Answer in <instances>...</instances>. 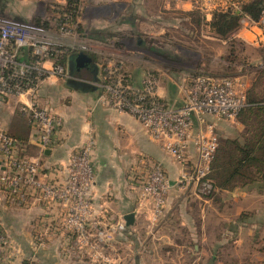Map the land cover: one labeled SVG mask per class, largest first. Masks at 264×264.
<instances>
[{
    "label": "built area",
    "instance_id": "1",
    "mask_svg": "<svg viewBox=\"0 0 264 264\" xmlns=\"http://www.w3.org/2000/svg\"><path fill=\"white\" fill-rule=\"evenodd\" d=\"M190 2L193 8L201 6L210 13L230 6L239 10L234 0ZM42 8L44 13L36 22L0 12V103H15L39 138L38 154L30 155L29 142L0 127V156L6 167L0 173V187L12 203L28 205L29 200H35L61 207L63 213L55 219L45 218L47 228H39L37 235L62 230L67 244L76 249L90 248V255L101 263L127 264L129 258L122 254L117 242V235L126 229V220L121 216L111 218L106 212L97 213L93 205L96 125L90 124L85 142L71 154L63 181L50 179L45 170L43 154L59 145L64 123L61 115L39 102L45 81L52 77L72 78L68 65L59 61L64 55L78 51L97 53L99 76L94 83L99 103L136 117L161 149L183 165L176 179L169 178L159 163L149 170L141 190V196L153 202L146 217L147 231L163 216L172 188L191 186L199 197L208 195L205 186L209 181L205 184L204 178L218 147L215 124L209 117L235 119L247 105L246 85L239 76L199 75L188 89H183L186 102L177 108L168 107L159 98V77L153 70L145 72L136 83L129 70L115 67V55L91 49L89 38L75 29L76 10L71 2L54 0ZM256 26L260 30L259 43H263L264 12L258 23L249 28L253 31ZM257 66L264 68V57ZM190 144L194 146L196 161H191L187 154ZM39 238L36 240L43 245L44 240Z\"/></svg>",
    "mask_w": 264,
    "mask_h": 264
},
{
    "label": "crops",
    "instance_id": "2",
    "mask_svg": "<svg viewBox=\"0 0 264 264\" xmlns=\"http://www.w3.org/2000/svg\"><path fill=\"white\" fill-rule=\"evenodd\" d=\"M18 2L25 4L27 1L0 0V12H7L10 15L13 12L15 18L30 19L23 18L16 12L23 9ZM131 5L132 16L123 19L122 22L123 25L130 27H134L140 20H147L150 24L162 23L164 28L171 27V24L163 23L166 15H171L170 11H176L182 20V17L187 15L185 12L192 9V4L188 0H177L176 3H172L171 0H133ZM135 13L140 17H136ZM164 28L161 31H165ZM174 28L181 27L174 26ZM88 53L92 56L95 52ZM140 69L141 67L137 71ZM151 70L159 77L160 100L168 107L182 106L184 98L177 88L179 85L177 80L166 79L162 70L155 68L150 62L148 66L142 68L139 79L145 72ZM98 76L99 72L94 73L87 68L85 77L54 78L52 82L49 80L40 92L39 102L61 115L64 121L59 145L43 154L42 162L47 173H50L49 178L63 181L71 154L85 142L90 124H95L93 205L98 212H106L109 217L115 219L120 216L125 219L127 213L134 212V223L126 224V229L117 235L120 245L118 247L129 249L127 264H253L248 258L250 249L242 247L237 237L239 235L249 239L253 231L256 237L257 230L250 229V226L255 227L251 222L256 216L248 217L250 212L246 210L250 211L249 207H241L233 211L231 209L227 213L228 216H220L218 211L212 209L209 217L206 219L205 216L203 219L200 212L202 197H199L193 188L191 190L172 188L167 195L163 216L154 222L147 235L142 236V233L145 234L141 225L142 219L148 217L153 207L150 198L141 196L143 182L149 170L155 163H159L169 178L176 179L183 165L161 149L160 144L146 132L136 117L99 103L98 88L94 83L98 80ZM219 77L226 76L219 75ZM175 78L179 80L180 74ZM183 89H181L182 93ZM0 127L16 138L29 142L30 155L38 154L37 131L19 112L15 103H0ZM189 147L188 156L191 161H196L193 144ZM5 169V160L0 156V173ZM236 195L245 197L247 193ZM230 200L223 198L226 202H231ZM5 202L12 203L0 187V204ZM37 203L33 207L26 205L17 210L21 212L23 219L20 232L22 237L19 239L23 249V259L26 260L34 250L27 237L35 235L32 220L37 221L45 212V218L50 219H55L63 213L61 207L56 204L48 205L42 201ZM2 209L5 219L17 217L14 209L5 210L4 207ZM40 212L42 213L39 215ZM221 217H225L227 221L234 217L236 222L226 224L228 227L220 230L218 225ZM209 234L212 238L208 237ZM233 239L237 244L230 243ZM49 247L51 248L48 253L37 252L35 264H90L88 260L75 256L73 252L66 253L67 255L61 253L60 250L62 252L65 250L61 244L55 243ZM232 248L238 250L236 256L231 254L229 249ZM255 264H264V258Z\"/></svg>",
    "mask_w": 264,
    "mask_h": 264
},
{
    "label": "rangeland",
    "instance_id": "3",
    "mask_svg": "<svg viewBox=\"0 0 264 264\" xmlns=\"http://www.w3.org/2000/svg\"><path fill=\"white\" fill-rule=\"evenodd\" d=\"M26 1L25 4L18 2L19 6L23 7V9H19L16 12L21 14L23 18H31L35 22L39 21L40 15L44 13L42 8L44 4L50 5L54 2V0ZM59 1L69 3L71 0ZM171 1L172 3L177 2V0ZM76 2L77 9L76 12H73L74 20H76L75 29L77 32L83 33V36L89 38L93 47L91 48L92 50L113 53L117 59L115 67L120 66L124 70H129L128 72L133 74L136 83L140 81L139 75L142 68L148 66V62H150L155 68L162 70L166 79L177 80V84H179L177 88L181 92L182 98H184V103L186 102V97L183 95L181 89H183L182 87L188 89L196 76L206 74H210L209 76L223 75L231 78L239 76L246 85L247 94V88L255 78L256 72L264 69L257 66V62L264 57V42L259 43V27L256 26L253 29L256 33L250 29L251 24H256L258 21L248 20L247 22H243L240 20V24L235 30L234 35H232L233 33L230 34L232 35L231 38L234 39L232 40L226 37H219L213 32L209 24L212 19V13L205 11L201 6H196L195 8L200 10V18H197L198 20L194 16H183L182 20H180V14H176V11H170L171 15L167 14L163 23L171 24V27L166 26L164 28L162 23L158 24L157 22L150 24L147 20H140L134 27H130L123 25L122 22L123 19L132 16L131 4L133 0H77ZM138 13H135L136 17H140V13ZM11 16H13V12ZM176 22L179 23L176 24ZM174 26L181 27L182 30H180L181 28L176 29ZM162 28L165 31H161ZM232 50H234V54ZM229 52H232L231 54L237 58L232 60ZM98 60L99 56L95 58V62ZM140 67L141 69L137 71ZM241 68L242 70H240ZM179 74L180 78L178 80L175 76ZM53 80L54 78L52 77L50 81L52 82ZM48 81L46 80L45 84ZM172 108H177V106ZM209 120L215 124V133L218 135V146H220L223 139L236 138L238 133L240 134L244 130L237 116L233 120L224 118L214 120L212 117H209ZM194 129L197 130V128ZM189 148L187 154L189 153ZM207 180L209 181L208 183L206 182ZM204 182L205 184L207 183L205 189L209 193L208 195L204 194L202 197L201 211H199L203 219H205V216L206 219L209 217L212 209L218 211L220 216H228L227 213L231 209L233 211L248 206L250 209V211L246 210L250 212L248 213V217L256 216L255 220L251 222V225L253 224L255 227L250 226V229L257 230L256 237L255 231H253V235L250 234L249 239L244 236L240 237L239 235L237 237L239 238V242L242 243V247L250 249L248 258H250L251 263L255 264L258 260L264 258V187L252 185V187H245V189L239 188L234 191H228L215 188L208 176H205ZM181 189L191 190L192 187L186 186ZM242 192H246L247 195L245 197H242V195H239V197L235 196V194ZM223 198H230L231 202L223 201ZM34 204L37 205V201L29 200V207L35 206ZM24 206L26 205H21L17 202L0 204V264H35L38 256L37 252L43 251L48 253L49 248H51L49 246L55 243L63 246L64 252L60 250L63 254L73 252L75 256L78 255L80 258L88 260L90 264H103L90 255V253L93 254L90 248L80 249L77 247L76 249L67 244V235L62 234V230L55 233L48 232L37 235L39 228H47L46 212L37 221L32 220L31 222L35 235L27 237L30 239L31 245L34 246V250L28 256V260L23 259V249L19 239L22 237L20 232L22 230L23 223L21 221L23 219L20 215L21 212L17 210L22 209ZM2 207L5 210L14 209L17 212V217L5 219ZM97 213L99 212L97 211ZM221 218L218 225L220 230L236 222L234 217L229 218V221L225 217ZM60 222L63 223L64 220H60ZM141 225L144 229L143 232L145 231V234L142 233V236H145L148 234L146 218L142 219ZM39 237L44 240L43 245H40V241L36 240ZM208 237L212 238L211 234ZM234 238L237 242V238L235 236ZM235 239L230 241V243L237 244L234 242ZM247 245L249 246L247 247ZM120 250L126 258H129L128 253L130 252L128 248L120 247ZM229 250L233 256H236L238 253L237 249L232 248ZM110 251L114 254L112 249Z\"/></svg>",
    "mask_w": 264,
    "mask_h": 264
},
{
    "label": "trees",
    "instance_id": "4",
    "mask_svg": "<svg viewBox=\"0 0 264 264\" xmlns=\"http://www.w3.org/2000/svg\"><path fill=\"white\" fill-rule=\"evenodd\" d=\"M76 1H70L75 10ZM234 2L239 12L230 6L226 11L216 9L211 14L212 19L209 24L219 37L232 39L231 36L234 35L242 18L259 21L264 12V0H234ZM199 11L192 8L185 14L197 19L200 18ZM232 51L234 54V50ZM231 53L229 52L230 58L235 60L237 57ZM72 55L74 53L66 54L59 61L67 66ZM92 56L94 57L91 71L98 73L99 68L95 62L98 55L92 53ZM237 119L244 130L238 133L236 138L222 140L216 149L207 176L217 189L234 191L252 185L264 187V69L256 72L255 78L247 88V105L241 109Z\"/></svg>",
    "mask_w": 264,
    "mask_h": 264
},
{
    "label": "water",
    "instance_id": "5",
    "mask_svg": "<svg viewBox=\"0 0 264 264\" xmlns=\"http://www.w3.org/2000/svg\"><path fill=\"white\" fill-rule=\"evenodd\" d=\"M91 62H92V56L89 55L88 52L78 51L74 53V55H72L68 61V68H69V72L72 75V77H75V78L85 77V71L87 70V66ZM49 151L50 149L45 150L46 153H48ZM125 220H126L127 225L133 224L135 220L134 212L127 213L125 215Z\"/></svg>",
    "mask_w": 264,
    "mask_h": 264
},
{
    "label": "flooded vegetation",
    "instance_id": "6",
    "mask_svg": "<svg viewBox=\"0 0 264 264\" xmlns=\"http://www.w3.org/2000/svg\"><path fill=\"white\" fill-rule=\"evenodd\" d=\"M88 69H91V63L88 65V67H87Z\"/></svg>",
    "mask_w": 264,
    "mask_h": 264
}]
</instances>
